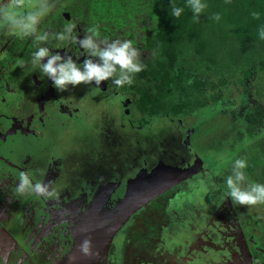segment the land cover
Returning a JSON list of instances; mask_svg holds the SVG:
<instances>
[{
	"label": "rangeland",
	"instance_id": "obj_1",
	"mask_svg": "<svg viewBox=\"0 0 264 264\" xmlns=\"http://www.w3.org/2000/svg\"><path fill=\"white\" fill-rule=\"evenodd\" d=\"M67 2L55 0L53 11L41 21L38 32ZM210 26L213 34L209 39L224 43L218 51V63L225 60L227 48L240 62L244 54L257 56L256 42L239 48L226 31L221 42V32L216 29L219 24ZM111 31L109 36L114 38L110 40L126 38L123 31ZM145 34V30H136L133 39L142 64L150 57L142 46ZM0 35L4 36L2 32ZM223 67L218 66L220 71ZM200 74L207 72L202 68ZM147 80L151 88V80ZM244 85L229 84L222 90L225 97L215 106L193 104L180 121L163 115L149 119L151 127L182 123L176 137L162 128L122 145L126 139L119 137L112 110L101 113L104 120L96 113L95 121L99 119L95 127L52 137L45 154L49 159L61 158L56 170L60 171L58 185L70 191L84 188L86 195H68L58 203L55 200L54 211L62 214L68 210L72 220L82 216L92 227L108 217L128 218L114 228L110 240L107 231L90 228L95 246L89 243L87 253L75 251V258L65 264H264V204L234 205L224 197V177L236 158L246 160L244 171L249 181L264 183V124L257 115L262 111L255 106L256 102L264 105V75L255 69L244 79ZM91 106L95 112L102 107ZM248 110L250 120L246 118ZM45 154L41 155L44 161ZM103 165L109 166L107 171L102 172ZM51 171L56 173L55 166ZM117 182L125 185L115 196L116 191H112ZM92 195L95 199L89 202ZM11 241L14 243L12 237Z\"/></svg>",
	"mask_w": 264,
	"mask_h": 264
},
{
	"label": "flooded vegetation",
	"instance_id": "obj_2",
	"mask_svg": "<svg viewBox=\"0 0 264 264\" xmlns=\"http://www.w3.org/2000/svg\"><path fill=\"white\" fill-rule=\"evenodd\" d=\"M76 1V0H75ZM65 3L42 25L39 33H47L49 40L39 42L35 37L14 38L0 35V261L2 264H65L75 258V251H82L84 241L95 246V239L90 236L92 226L83 222L82 216L71 219L68 210L60 214L54 211L52 204L58 203L68 195L85 196L84 188L61 189L60 157L49 159L46 151L54 136L69 135L72 131L88 129L97 122L105 111H114L111 117L118 126L119 137L125 136L126 144L135 137L157 132L167 128L176 137L177 126L169 122L167 125L151 127V118L163 115L180 121L178 116L160 114L151 116L141 110L140 103L143 93L150 87L147 78L136 73L131 85L117 88L110 81H102L99 87L81 84L69 86L67 90L58 91L51 80L39 73L38 68L31 63V54L40 46L62 43L54 39V34L63 30V26L74 23L73 34L77 37L88 35V29L95 27L99 39L110 37L106 30L107 24H82L76 21L70 10L78 12L83 0ZM23 41V42H21ZM63 47L52 49L62 55L67 52L75 57L80 56L78 46L70 41L63 42ZM83 56L80 60H83ZM46 59V58H45ZM75 94V95H74ZM102 106L95 112L94 107ZM96 113L99 118L95 121ZM150 122V123H149ZM177 129V130H176ZM175 140V138H173ZM187 142V141H186ZM46 155V161L41 157ZM53 165V166H52ZM55 166V174L51 171ZM109 166L103 165L102 172ZM23 171L32 176L34 181H40L56 190L54 198H43L36 195L20 196L15 192L17 177ZM57 183V184H56ZM123 182H117L113 188L116 196L122 192ZM59 186V187H57ZM95 195L88 198L89 202ZM23 202L27 203L22 204ZM30 204V205H29ZM62 205V204H60ZM20 213L24 215L17 216ZM57 213V214H55ZM67 214V215H64ZM103 220V219H101ZM100 220V221H101ZM105 221H101V227ZM15 224H18L16 228ZM94 227V226H93ZM118 233V232H117ZM24 235V238L19 235ZM14 239V243L11 241ZM20 239V240H19ZM217 254V253H216ZM219 258V257H218ZM253 260V259H252Z\"/></svg>",
	"mask_w": 264,
	"mask_h": 264
},
{
	"label": "trees",
	"instance_id": "obj_3",
	"mask_svg": "<svg viewBox=\"0 0 264 264\" xmlns=\"http://www.w3.org/2000/svg\"><path fill=\"white\" fill-rule=\"evenodd\" d=\"M203 2L207 7L198 20H193L187 0H83L85 12L79 9L70 13L82 24H107L108 34L111 29L123 31L125 39L131 41L136 30H145L142 46L149 50L150 57L141 74L150 75L151 90L143 93L141 110L151 116H178L192 110L193 104L215 106L226 95L223 89L234 83L245 87L244 79L255 69L264 75V40L258 37V31L264 29V0ZM173 6L183 8L179 17L171 15ZM216 13L219 20L211 18ZM211 24H219L216 29L221 32V42L224 31L232 34L233 44L239 48L256 42L257 56H252L255 59L247 53L240 62L236 53L227 48L225 60L218 63V51L224 43L219 45L209 39L213 34ZM220 65H224L221 71ZM202 68L207 75L200 74ZM255 106L262 111L257 115L264 124V105L256 102ZM250 110L246 113L249 120Z\"/></svg>",
	"mask_w": 264,
	"mask_h": 264
},
{
	"label": "clouds",
	"instance_id": "obj_4",
	"mask_svg": "<svg viewBox=\"0 0 264 264\" xmlns=\"http://www.w3.org/2000/svg\"><path fill=\"white\" fill-rule=\"evenodd\" d=\"M55 7V0H34L25 3V0H8L6 4L0 3V32L20 38L35 37L39 42H47V33H39L38 26L41 21ZM187 7L193 13V20H198L200 13L207 7L203 0H187ZM183 8L173 6L171 15L179 17ZM213 20H219V13L213 14ZM74 23L63 26L62 31L54 34L56 41L62 42L52 46V49L62 48L63 42L70 41L78 46L80 56L59 51H52L48 46L37 47L31 54V63L39 73L51 80L58 91L67 90L69 86L95 85L99 87L102 81H110L117 88L131 85L136 73L142 71L143 64L139 61V53L129 39L109 40L99 39V32L90 27L88 35L77 37L73 34ZM258 37L264 40V29L258 31ZM83 56V60L80 57ZM46 58V59H45ZM246 160L236 158L231 163V170L224 177V197L234 205L254 206L264 204V183L249 181L245 174ZM15 192L20 195H36L43 198H54L56 190L48 184L34 181L32 176L21 171L17 177ZM89 241H84L82 251H89ZM2 264V261H0Z\"/></svg>",
	"mask_w": 264,
	"mask_h": 264
},
{
	"label": "water",
	"instance_id": "obj_5",
	"mask_svg": "<svg viewBox=\"0 0 264 264\" xmlns=\"http://www.w3.org/2000/svg\"><path fill=\"white\" fill-rule=\"evenodd\" d=\"M127 219H128L127 217H115V218L108 217V219L104 220L105 222H104V225L102 227L100 226L101 224H99L96 226L93 225L94 227H92V228L98 227L99 229H103L104 231H107L106 236L110 240L111 236L116 231L114 228L120 226V224H124V222Z\"/></svg>",
	"mask_w": 264,
	"mask_h": 264
}]
</instances>
